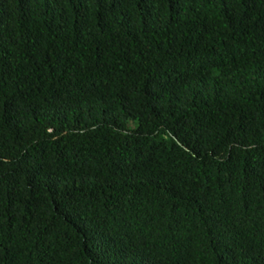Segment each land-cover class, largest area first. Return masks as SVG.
<instances>
[{"label":"trees","instance_id":"obj_1","mask_svg":"<svg viewBox=\"0 0 264 264\" xmlns=\"http://www.w3.org/2000/svg\"><path fill=\"white\" fill-rule=\"evenodd\" d=\"M0 264H264V0H0Z\"/></svg>","mask_w":264,"mask_h":264}]
</instances>
